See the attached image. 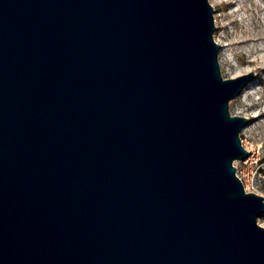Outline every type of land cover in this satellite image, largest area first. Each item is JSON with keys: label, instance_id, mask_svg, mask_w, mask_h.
<instances>
[{"label": "water", "instance_id": "obj_1", "mask_svg": "<svg viewBox=\"0 0 264 264\" xmlns=\"http://www.w3.org/2000/svg\"><path fill=\"white\" fill-rule=\"evenodd\" d=\"M214 14L0 0V264H264Z\"/></svg>", "mask_w": 264, "mask_h": 264}, {"label": "rangeland", "instance_id": "obj_2", "mask_svg": "<svg viewBox=\"0 0 264 264\" xmlns=\"http://www.w3.org/2000/svg\"><path fill=\"white\" fill-rule=\"evenodd\" d=\"M215 9V40L221 45L219 63L224 78L250 72L255 78L230 102L232 115L249 122L241 132L249 151L235 162L247 192L264 197V0H209ZM258 223L264 226V214Z\"/></svg>", "mask_w": 264, "mask_h": 264}, {"label": "built area", "instance_id": "obj_3", "mask_svg": "<svg viewBox=\"0 0 264 264\" xmlns=\"http://www.w3.org/2000/svg\"><path fill=\"white\" fill-rule=\"evenodd\" d=\"M242 181V180H241ZM244 185V184H243ZM245 190H247L246 188H245Z\"/></svg>", "mask_w": 264, "mask_h": 264}]
</instances>
